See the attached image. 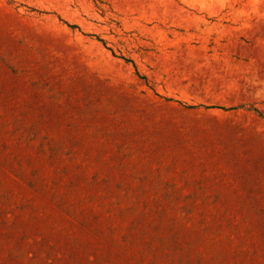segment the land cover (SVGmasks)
<instances>
[{
    "label": "rangeland",
    "instance_id": "rangeland-1",
    "mask_svg": "<svg viewBox=\"0 0 264 264\" xmlns=\"http://www.w3.org/2000/svg\"><path fill=\"white\" fill-rule=\"evenodd\" d=\"M0 264H264V0H0Z\"/></svg>",
    "mask_w": 264,
    "mask_h": 264
}]
</instances>
